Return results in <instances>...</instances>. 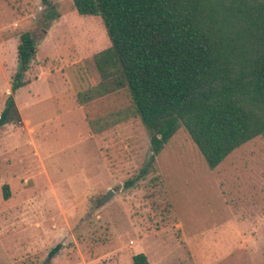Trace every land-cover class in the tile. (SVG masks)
Wrapping results in <instances>:
<instances>
[{"label":"rangeland","instance_id":"obj_1","mask_svg":"<svg viewBox=\"0 0 264 264\" xmlns=\"http://www.w3.org/2000/svg\"><path fill=\"white\" fill-rule=\"evenodd\" d=\"M50 1L47 25L43 0H0V117L13 96L22 120L0 127V264H264V135L211 170L183 128L126 188L150 136L127 89L98 97L85 77L111 47L102 19ZM26 32L38 50L12 93Z\"/></svg>","mask_w":264,"mask_h":264},{"label":"trees","instance_id":"obj_2","mask_svg":"<svg viewBox=\"0 0 264 264\" xmlns=\"http://www.w3.org/2000/svg\"><path fill=\"white\" fill-rule=\"evenodd\" d=\"M43 1L48 25L61 15ZM74 8L100 17L111 42L82 62L86 79L98 97L127 89L150 136L152 157L126 188L155 171L183 128L211 170L264 135V0H74ZM39 23L45 29V17ZM37 50L36 33L22 34L12 93L30 84ZM21 122L10 96L0 127ZM132 262L149 264L143 253Z\"/></svg>","mask_w":264,"mask_h":264}]
</instances>
